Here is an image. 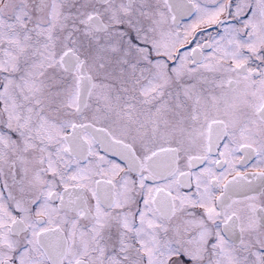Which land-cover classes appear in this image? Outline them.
<instances>
[{
	"label": "snow or ice",
	"instance_id": "snow-or-ice-1",
	"mask_svg": "<svg viewBox=\"0 0 264 264\" xmlns=\"http://www.w3.org/2000/svg\"><path fill=\"white\" fill-rule=\"evenodd\" d=\"M0 264H264V0H0Z\"/></svg>",
	"mask_w": 264,
	"mask_h": 264
}]
</instances>
